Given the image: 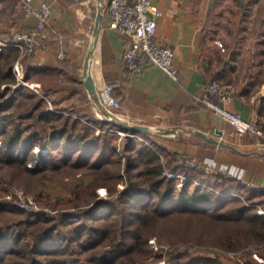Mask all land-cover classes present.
Returning a JSON list of instances; mask_svg holds the SVG:
<instances>
[{
    "label": "trees",
    "instance_id": "1",
    "mask_svg": "<svg viewBox=\"0 0 264 264\" xmlns=\"http://www.w3.org/2000/svg\"><path fill=\"white\" fill-rule=\"evenodd\" d=\"M18 54L14 46L1 49L0 82H8L2 97L16 83L12 67ZM32 59H22L25 81L36 72L51 76ZM206 72L205 83L230 80L226 70L214 73L207 67ZM253 85L247 81L241 93L252 92ZM29 88L18 83L0 103V264H229V253L254 247L264 254V213L258 212L264 210L263 189L192 167L187 155L170 151L153 135L98 118L80 81L72 94L82 93L85 101L75 109L46 106V94L65 88L56 81L39 93ZM118 130L138 136L118 139ZM81 173L91 177L85 188L72 187L73 198L51 203L50 211L21 208L17 198L6 197L14 184ZM183 174L189 178L178 186ZM99 187L107 196L96 199ZM177 221L200 232L157 237L159 223ZM152 237L160 245L191 238L213 248L192 253L177 245L154 251L148 244Z\"/></svg>",
    "mask_w": 264,
    "mask_h": 264
},
{
    "label": "crops",
    "instance_id": "2",
    "mask_svg": "<svg viewBox=\"0 0 264 264\" xmlns=\"http://www.w3.org/2000/svg\"><path fill=\"white\" fill-rule=\"evenodd\" d=\"M21 1L0 0V35L11 34L15 29L34 30L37 18L23 15ZM23 1L34 7L43 2L50 5V15L44 27L50 45L48 50L37 49L32 63L46 69L54 79L57 78L56 82L60 86L65 87L56 93L59 97L63 94L68 97L77 86V81L82 83L83 75L86 74L84 60L91 51L88 70L95 82L99 102H103L106 97L102 92L105 84H112L113 95L121 101V109L117 113L119 119L141 123L154 130L176 129L178 132L175 135H161L160 141L167 149L193 157L208 167L207 171L210 173L232 176L248 186L264 190V147L250 141L237 144L240 140L235 138L232 125L220 119L200 101L202 87L207 80V67L214 73L226 70L228 79L236 75L233 68L218 66L219 57L215 58V46L211 43L214 28L210 25V16L215 11L217 0H150L153 7L161 13L157 17L156 40L173 49L174 62L179 70L177 81L151 65L140 74H128L122 65L128 39L111 26L106 13L102 15L98 38L90 33L88 35H92L86 39L85 35L90 29L86 23H91L92 31L94 28L96 10L89 11L93 7L92 0ZM106 1L101 0V3ZM2 39L3 37L0 38ZM85 47L80 69L78 54ZM60 51L64 53L63 58L58 57ZM61 60L66 65H62ZM224 63L227 64L226 59ZM256 72L253 73L255 75L249 73L242 79V84L245 85L247 81H254L252 92L248 91L246 94L245 91L242 94L244 90L238 89L223 104L230 110L240 112L243 118L254 120L264 129V84L259 85L264 83H259V80H264V76L262 70L261 74ZM41 84L43 82L39 84L40 89L43 87ZM84 90L86 92L85 88ZM87 98L96 115L98 104L91 101L89 96ZM216 128L223 129L221 139L225 143L233 144L242 151L220 147L190 132L201 131L212 135ZM252 139L254 140L250 138L251 141H257ZM257 251L255 248L251 251V264H260L264 258V254H258Z\"/></svg>",
    "mask_w": 264,
    "mask_h": 264
},
{
    "label": "rangeland",
    "instance_id": "3",
    "mask_svg": "<svg viewBox=\"0 0 264 264\" xmlns=\"http://www.w3.org/2000/svg\"><path fill=\"white\" fill-rule=\"evenodd\" d=\"M91 4L93 7H91L89 11L92 12V10H97L96 5L98 6L100 2H98L97 0H92ZM104 4H106V2H104ZM215 4L216 3L214 2V6ZM85 12L87 13L86 8H85ZM103 13L105 14L106 10L102 11V15ZM87 14L89 15V12ZM86 25H88L90 28L89 33H87V36L85 35V38L87 39L89 36L88 34L90 33L93 34V31L91 30L90 27L91 23L88 24L87 22ZM210 25L214 28L213 29L214 31L212 33L213 40H211V43H213V45L215 46V50H214L215 58L219 57L218 66L220 68L227 66V68L230 67L236 71L235 72L236 75L233 78H231L229 82L226 83L227 85L230 86L233 93L236 90L238 91V89L243 90L245 88V84L244 83L242 84L243 82L242 79L248 73L255 75L253 73H255L258 70L259 71L262 70L264 76V0H217L215 11L210 16ZM17 30L18 29L13 30L11 34L0 35V38L3 37V39L0 41L11 42L12 35H14V33L17 32ZM8 36H11V39H9ZM62 38L63 40H65L64 37ZM82 38H84V34L82 35ZM47 39L46 41H43L47 45L45 50H48L50 45ZM4 47H9V46H4ZM17 49L19 50V48ZM36 50L37 49H35V51ZM85 51H86V47L82 49L78 54L80 58V64H79L80 69L82 68ZM34 53L23 54L21 50H19L18 58L14 60L12 67V70L14 71L15 74L16 83L9 84L11 85V88L7 95H5L4 97L0 96V103H3V101H5L7 97H10L13 94V88L16 87L18 83L23 82V84L34 90L31 87L32 84H40L42 82L46 84L56 81L57 78L54 79V77L52 76L39 74L37 72L30 74L31 77H29L28 81L24 80V67H23L22 59L23 57L27 55H33ZM224 58L226 59L227 64L224 63L225 60ZM17 64H18V68H17L18 70H16L15 67V65ZM262 84L264 83H261L259 85L261 86ZM6 85H8V82H0V95L3 93L2 90ZM41 89L39 92H41ZM46 95H47L46 106H48L49 108H51L53 105L56 104L59 108H64V107H67L68 109H75L79 107L82 108L83 107L82 104L85 101V97L82 93H78V94L71 93L68 97H65L66 95L64 96V94L61 97H59L58 94L51 92ZM85 95L86 97H88L86 92ZM97 104L98 105L96 106V110L98 115L96 114V116L100 119L109 121L107 120V117H104L103 110L105 108H103V105H101L100 102ZM118 111H116L115 113L110 111L109 112L117 117ZM128 123H130V121ZM160 131H161L160 129H155L154 131L149 133L153 135L160 143H161L160 139L162 138L161 135H166V134L175 135V133L178 132L176 129L174 133H161ZM96 132L98 133L99 130H97ZM121 132H123V134L118 135V139H120V137H123L124 135L129 137L138 136L137 133H132L130 131H121ZM138 132H142V131H138ZM235 135H236L235 138L240 140L239 142H237V144H241L242 142L243 144H245L250 141V142H257V146L264 147V136L263 137L257 136L249 132L244 133L242 135L235 132ZM208 136H212L218 140H222L218 136H214L213 134L212 135L210 134ZM250 138L251 140H254L252 138H255L257 139V141H251ZM179 154L183 155V153H179ZM187 158H189V160L197 161L191 156H187ZM90 180L91 177L85 173H81L80 175H77L75 177L67 176L61 180H53V181H41L39 178H36L27 181L26 186H19L14 184L13 187L10 188V193H11V197L13 196L15 199L17 198L16 201L20 200L22 197H25L28 201L31 200L32 203L29 205H32L34 208H36V210L45 209L50 211L52 209L50 208L51 203L56 201L70 200L71 198H73V195L71 194L72 187L74 188L75 186H78L80 189H83L85 188V185L89 183ZM122 186H123L122 184L119 185V187ZM101 190H105V191H101ZM95 193L97 194L96 199L107 196V190L105 187L97 188L95 190ZM184 231H188L190 233L189 236H192L191 234L199 233L200 228L198 226L191 225L188 222L178 223L177 221L175 223H169V224L167 222H161L158 225L156 233L158 238L168 240L169 238L174 237L178 233ZM189 239L190 240H187L188 242L183 244L170 243V244L160 245L158 243V239L156 237H152L151 239H149L148 244L154 249V251L161 250L163 252H165L167 249L171 247L175 248L177 247V245L182 250L191 249L192 253L206 251V248L208 249L213 248L210 247V245H202L196 243V240H193L191 238ZM202 240L207 241L208 238L205 236L202 238ZM253 248L254 247L250 248L249 250L247 249L248 251L246 250V251L230 254V256L227 254L228 262H231L230 264H237V262L239 264H246V261L251 259L249 257V254L247 255V253L248 252L251 253ZM255 249L259 251L260 248H255ZM258 251L257 253H259ZM159 264H165L164 260L159 261Z\"/></svg>",
    "mask_w": 264,
    "mask_h": 264
},
{
    "label": "built area",
    "instance_id": "4",
    "mask_svg": "<svg viewBox=\"0 0 264 264\" xmlns=\"http://www.w3.org/2000/svg\"><path fill=\"white\" fill-rule=\"evenodd\" d=\"M105 5V6H104ZM103 5L108 17L111 21V26L119 31L121 35L128 39L122 56V65L124 70L130 75L142 73L147 66H155L163 71L174 81L179 78V70L174 62V51L172 48L159 43L156 40L155 33L157 29V17L161 15L160 11L153 7L150 0H107ZM21 9L25 17L35 16L37 23L34 30L20 29L12 35V41L1 42L0 50L4 46H15L21 50L23 54L34 53L35 49L45 50L47 45L46 34L44 31L45 22L50 15V5L46 2L34 7L27 1L21 2ZM102 10V11H105ZM59 58H63V52L58 53ZM18 70V64L15 65ZM31 87L36 91H40L39 84H32ZM106 94L104 101L100 102L103 108L115 113L121 108V101L113 95V85L106 83L102 89ZM233 91L229 85L221 83L217 80H212L204 83L202 87L201 103L207 105L216 116L230 123L235 132L238 134L252 133L257 136H264V129L259 127L252 119H245L240 112L230 110L224 106V101L232 98ZM100 105V106H101ZM102 107V106H101ZM119 135L123 132L117 131ZM224 131L221 128H216L213 135L222 138ZM42 149L36 147L35 151ZM188 163L192 167L207 170L202 163L189 160ZM209 170V169H208ZM171 177H177V174L172 170L168 171ZM179 176V175H178ZM189 177L181 175V186L184 180ZM200 181V180H199ZM198 181V182H199ZM8 198L11 196H7ZM31 200L22 197L17 200V204L21 208L28 210H36L31 204ZM260 214L264 210L259 209ZM229 253L228 255L230 256ZM260 264H264V258Z\"/></svg>",
    "mask_w": 264,
    "mask_h": 264
},
{
    "label": "water",
    "instance_id": "5",
    "mask_svg": "<svg viewBox=\"0 0 264 264\" xmlns=\"http://www.w3.org/2000/svg\"><path fill=\"white\" fill-rule=\"evenodd\" d=\"M100 4L97 6V10L94 17V28H93V36L95 38H98L100 29H101V22H102V10H103V3H101V0H99ZM91 54V51L88 53V55L85 57L84 60V70L86 72L85 75H83L82 83L84 85V88L86 89V92L95 104L99 103V98L97 97V90L95 86V82L93 80L92 75L90 74L89 69V55ZM104 117H107V120L112 121L114 123H117L119 125L128 127L132 130L142 131L145 133H151L154 131V129L148 127L147 125L141 124V123H128L127 121H123L110 113L107 109L103 110ZM161 133H174L175 129L173 128H160ZM195 136L202 138L205 141L214 143L220 147L229 148L231 150H234L236 152H241L242 150L238 148L237 146L229 143H225L222 140H218L212 136H208L207 134L201 132V131H190Z\"/></svg>",
    "mask_w": 264,
    "mask_h": 264
},
{
    "label": "bare ground",
    "instance_id": "6",
    "mask_svg": "<svg viewBox=\"0 0 264 264\" xmlns=\"http://www.w3.org/2000/svg\"><path fill=\"white\" fill-rule=\"evenodd\" d=\"M99 5V4H98ZM157 131H159V130H157Z\"/></svg>",
    "mask_w": 264,
    "mask_h": 264
}]
</instances>
